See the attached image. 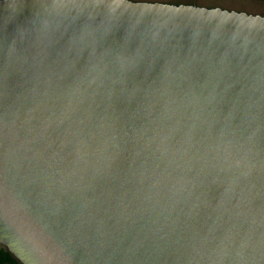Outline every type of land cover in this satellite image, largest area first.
Here are the masks:
<instances>
[{
    "label": "water",
    "instance_id": "obj_1",
    "mask_svg": "<svg viewBox=\"0 0 264 264\" xmlns=\"http://www.w3.org/2000/svg\"><path fill=\"white\" fill-rule=\"evenodd\" d=\"M0 244L20 264H264V15L0 0Z\"/></svg>",
    "mask_w": 264,
    "mask_h": 264
},
{
    "label": "crops",
    "instance_id": "obj_2",
    "mask_svg": "<svg viewBox=\"0 0 264 264\" xmlns=\"http://www.w3.org/2000/svg\"><path fill=\"white\" fill-rule=\"evenodd\" d=\"M172 1H179L181 3H185V4H196L200 2L201 3H205V1L208 3L211 0H172ZM216 2L218 3L217 5H221V7H238L236 4H239L240 7L243 8H248L250 9L248 6L250 5H257V4H263L264 5V0H216ZM252 11H254L255 13H259V14H264V7L263 8H251Z\"/></svg>",
    "mask_w": 264,
    "mask_h": 264
},
{
    "label": "rangeland",
    "instance_id": "obj_3",
    "mask_svg": "<svg viewBox=\"0 0 264 264\" xmlns=\"http://www.w3.org/2000/svg\"><path fill=\"white\" fill-rule=\"evenodd\" d=\"M134 1H148V2H166V3H173V4H180L181 2L179 1H172V0H134ZM198 5L200 6H206V7H221V5H217L218 3L216 2V0H211L209 1L208 3L205 1V3H201L198 2L197 3ZM238 7H222V8H226V9H233V10H239V11H245V12H248V13H255L254 11L251 10V8H263L264 5L263 4H257L256 6L255 5H249L248 8H243V7H240L239 4H236ZM259 14V13H258ZM264 15V14H262ZM0 247H3L1 244H0Z\"/></svg>",
    "mask_w": 264,
    "mask_h": 264
},
{
    "label": "trees",
    "instance_id": "obj_4",
    "mask_svg": "<svg viewBox=\"0 0 264 264\" xmlns=\"http://www.w3.org/2000/svg\"><path fill=\"white\" fill-rule=\"evenodd\" d=\"M0 264H20L4 247H0Z\"/></svg>",
    "mask_w": 264,
    "mask_h": 264
}]
</instances>
